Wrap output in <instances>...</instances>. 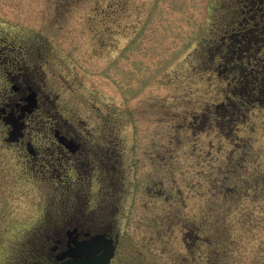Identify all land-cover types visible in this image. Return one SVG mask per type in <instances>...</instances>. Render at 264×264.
<instances>
[{
	"label": "rangeland",
	"instance_id": "obj_1",
	"mask_svg": "<svg viewBox=\"0 0 264 264\" xmlns=\"http://www.w3.org/2000/svg\"><path fill=\"white\" fill-rule=\"evenodd\" d=\"M235 5L0 0L1 36L40 39L49 115L79 121L84 131L108 116L118 124L110 136L116 142L103 141L123 153L122 214L111 232L122 243L111 264L118 257L123 264H264V87L224 128L239 72L231 78L227 66L205 56L204 39L231 26ZM6 136L0 126V264H27L31 255L23 256L39 232L38 239L56 236L37 225L55 221L60 191ZM255 177L260 186H252ZM196 223L202 244L196 261L183 262L185 251L190 256L184 234L193 235L188 228Z\"/></svg>",
	"mask_w": 264,
	"mask_h": 264
},
{
	"label": "flooded vegetation",
	"instance_id": "obj_2",
	"mask_svg": "<svg viewBox=\"0 0 264 264\" xmlns=\"http://www.w3.org/2000/svg\"><path fill=\"white\" fill-rule=\"evenodd\" d=\"M37 37L0 35V126L7 132L9 146L18 147L19 157L36 168H33L35 173L39 171L44 175V181H54L53 185L60 191L55 193L58 196L54 209L57 215L50 209L55 221L48 223L46 218L37 225L44 230L51 226L56 236L49 240L38 239L42 234L39 232L23 257L31 255L27 264H57L69 260L95 238H102L105 247L114 245L111 264L122 243L111 232L118 227V216L122 214L124 193L120 189L123 177L119 157L123 153L117 145L112 142L104 145L103 141L110 139L118 124L108 116L95 130L84 131L78 128L79 121H64L49 115L47 107L52 95L43 83V50ZM262 82L264 85V76ZM93 111L96 113V109ZM96 114L102 119L99 112ZM231 118L233 104L222 119L224 128ZM63 163L68 164L67 174L58 177L63 172ZM106 215L110 218L106 219ZM196 224L194 227L188 225L193 228H188L193 235L186 238L184 234L183 242L190 256L185 251L183 262L188 258L196 261L202 244L201 226ZM101 249L97 256L106 252ZM123 263L122 257H118L117 264Z\"/></svg>",
	"mask_w": 264,
	"mask_h": 264
},
{
	"label": "trees",
	"instance_id": "obj_3",
	"mask_svg": "<svg viewBox=\"0 0 264 264\" xmlns=\"http://www.w3.org/2000/svg\"><path fill=\"white\" fill-rule=\"evenodd\" d=\"M235 3L238 12L232 15L230 21L234 22L229 23L231 26H226L222 32L217 33L218 37L206 38L204 40L207 42H204L207 48L205 56L210 60L214 57L212 61L216 65H221L222 69L227 66L229 74L232 72L234 75L236 71L239 72L235 78V82L238 83L235 89H238L239 92H236L231 85L228 98L233 104V116L241 117V112L247 113L248 105L250 102H254L255 97H258L260 93L262 94L264 87L262 82L264 76V24L260 19L264 12L260 10L263 7L261 0H235ZM223 5L224 3L220 6ZM259 49L261 52L258 51ZM261 53L262 58L260 57ZM232 75L231 78H234ZM231 78L225 79L228 81L227 90L229 82L232 84ZM259 178L255 177L251 179V182ZM252 184V186H260L262 183L252 182ZM235 187L240 191L238 184Z\"/></svg>",
	"mask_w": 264,
	"mask_h": 264
},
{
	"label": "water",
	"instance_id": "obj_4",
	"mask_svg": "<svg viewBox=\"0 0 264 264\" xmlns=\"http://www.w3.org/2000/svg\"><path fill=\"white\" fill-rule=\"evenodd\" d=\"M18 129L19 128H17V130ZM95 245L100 247V249L102 248L101 250H106V252L100 256H97L100 252V249L97 248ZM113 253V244H110V246L105 247L104 243L102 242V238H95L94 241H91L86 246H83L81 250H78L77 252L72 254L71 259L69 261L64 262L62 264H106L108 256L113 255Z\"/></svg>",
	"mask_w": 264,
	"mask_h": 264
}]
</instances>
